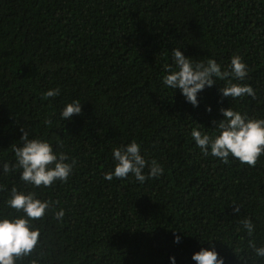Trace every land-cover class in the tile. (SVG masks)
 Segmentation results:
<instances>
[{
    "label": "trees",
    "instance_id": "obj_1",
    "mask_svg": "<svg viewBox=\"0 0 264 264\" xmlns=\"http://www.w3.org/2000/svg\"><path fill=\"white\" fill-rule=\"evenodd\" d=\"M177 47L222 66L239 54L256 97H223L219 79L199 94V107L178 91L172 97L160 76ZM56 87L59 97H44ZM72 99L82 113L60 121ZM229 107L264 115V0H0V165L14 160L20 127L78 162L67 184L28 186L59 204L36 222L38 246L18 264H169L170 255L194 264L191 253L208 246L192 237L199 233L218 238L212 244L226 264H239V220L258 218L264 236V156L253 168L223 165L201 157L187 135L195 124L211 134L219 110ZM132 139L164 175L143 185L105 181L111 148ZM0 186L6 212L7 189L25 185L7 173ZM232 204L241 207L239 217ZM56 208L65 209L62 221L52 215ZM173 230L187 234L180 244Z\"/></svg>",
    "mask_w": 264,
    "mask_h": 264
},
{
    "label": "clouds",
    "instance_id": "obj_2",
    "mask_svg": "<svg viewBox=\"0 0 264 264\" xmlns=\"http://www.w3.org/2000/svg\"><path fill=\"white\" fill-rule=\"evenodd\" d=\"M164 72L160 76L162 88L170 90L172 97L178 91L184 102L193 108L199 107L198 96L205 88H212L216 80L226 81L220 89L223 97L233 100L244 97H256L253 87L247 83L249 69L246 61L235 54L229 57L226 66L217 60L208 58L196 60L187 57L181 47L171 50L170 62L164 64ZM45 98L55 99L61 95L59 87L50 88L44 94ZM171 97V99H172ZM82 103L79 99L66 101L58 112L60 121H71L73 115L82 113ZM211 112V106L205 109ZM222 119L212 121L215 129L210 134L195 124L187 132L193 146L199 150L203 158H211L217 163L229 165L235 161L249 168L256 166L258 159L264 156V115L253 116L236 108H221ZM44 125L51 128L52 119H45ZM21 135L12 146L13 161H5L0 165V174L16 173L25 188L11 187L7 189L4 200L6 212H0V264H18L24 257L31 256L38 246L41 236L36 222L43 220L59 201L41 199L37 191L32 189H49L57 183L67 184L74 175L77 160L60 146L54 147L49 138L34 132L19 128ZM164 166L155 158H148L143 146L136 139L121 143L111 148L110 167L103 174L107 182L113 180L127 181L143 185L149 180L162 177ZM0 190H4L0 186ZM66 212L64 208H56L52 215L57 221H62ZM232 214L239 217L241 207L232 204ZM243 235L234 247L239 264H258L264 260V236L260 235L258 218L245 215L239 220L238 233ZM184 235L180 230H173V243L180 244ZM189 236V235H188ZM200 245L198 251H193L190 260L194 264H226L225 257L212 244L218 238L206 237L203 233L193 235ZM251 252L253 257L246 253ZM237 253H239L237 255ZM169 264H177L175 255L168 257Z\"/></svg>",
    "mask_w": 264,
    "mask_h": 264
},
{
    "label": "bare ground",
    "instance_id": "obj_3",
    "mask_svg": "<svg viewBox=\"0 0 264 264\" xmlns=\"http://www.w3.org/2000/svg\"><path fill=\"white\" fill-rule=\"evenodd\" d=\"M127 189V188H126ZM133 195V194H132ZM117 198V197H116ZM132 198V197H131ZM125 209V208H124ZM130 228V227H129ZM128 229V228H127Z\"/></svg>",
    "mask_w": 264,
    "mask_h": 264
}]
</instances>
